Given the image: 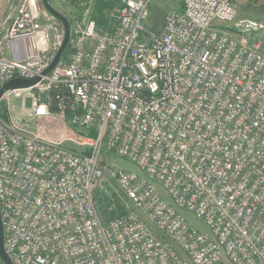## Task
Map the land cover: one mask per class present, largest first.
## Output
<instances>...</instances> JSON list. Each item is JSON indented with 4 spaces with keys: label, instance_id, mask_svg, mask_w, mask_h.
Returning <instances> with one entry per match:
<instances>
[{
    "label": "built area",
    "instance_id": "1",
    "mask_svg": "<svg viewBox=\"0 0 264 264\" xmlns=\"http://www.w3.org/2000/svg\"><path fill=\"white\" fill-rule=\"evenodd\" d=\"M49 1L70 36L45 73L63 21L43 0H0V88L39 78L0 98V209L14 264H264V53L246 35L264 24L232 25V0H180L156 33L145 25L153 0H119L107 28L96 0H60L64 11ZM104 180L117 187H107L108 221L93 194Z\"/></svg>",
    "mask_w": 264,
    "mask_h": 264
},
{
    "label": "rangeland",
    "instance_id": "2",
    "mask_svg": "<svg viewBox=\"0 0 264 264\" xmlns=\"http://www.w3.org/2000/svg\"><path fill=\"white\" fill-rule=\"evenodd\" d=\"M52 1L54 2L55 7L63 9V6L60 4L61 3L60 0H52ZM153 5H158L162 10L165 11L163 25L160 27L159 32L157 31L158 33H160L163 30L167 14L170 12V10L179 8L181 6V2H180V0H153L151 6H153ZM234 5H235V8L237 10V16H236L234 22H231L232 25L236 22H241V21H244V22L252 21V22H256L258 24H264V10L260 9V7H259L260 5H264V0H257V1L234 0ZM63 11H64V9H63ZM145 25H146V28L149 29L151 22L145 23ZM150 30H151V28H150ZM154 32H156V31H154ZM241 33L243 34V32L238 31L235 28L231 29V34H233V35L235 34L238 36ZM246 35L249 38V40L259 41L261 51L264 53V27L258 26L257 28H253L251 30V32L249 34H246ZM20 100L21 99L18 97H13V103L18 104L20 102ZM28 104H30V102H28ZM0 106H1V109H3L5 107V103L2 102ZM31 129L36 130V127L33 126ZM101 157L104 160H106L107 163H112L115 166H117L118 168H122L124 170H129V171H136L139 174H143L142 170L138 167V165L128 158L116 156L114 154H111L108 157L105 150L102 151ZM108 181H113L112 183L111 182L109 183V186L111 189L107 186L106 181L104 180V181H102V183L100 185H98L94 188L93 194H94V197L97 199V201L99 199H101V203L103 202L105 204L104 206L102 204H100L102 210L104 211L107 209L108 212L112 213L110 211V208H111V210H113V203L115 200L113 199V202H112V199H111L110 193H108L107 187L111 191L115 190L117 187H116V183L114 182V180H108ZM158 188H159L161 195L165 199H167L169 202H172V199H171V196H170L168 190L160 184L158 185ZM107 204H108V207H106ZM101 208H100V211L102 212ZM183 212H184L187 220L189 221V223L192 226L196 227L200 231H203L207 234L212 235V229L206 223V221L204 219L198 217L194 212H192L190 210H184ZM225 263L226 264H234L228 259L225 260ZM0 264H4V263H2L0 261Z\"/></svg>",
    "mask_w": 264,
    "mask_h": 264
},
{
    "label": "water",
    "instance_id": "3",
    "mask_svg": "<svg viewBox=\"0 0 264 264\" xmlns=\"http://www.w3.org/2000/svg\"><path fill=\"white\" fill-rule=\"evenodd\" d=\"M44 5L54 14L56 15L60 20L63 21L65 28H66V37L64 40V43L59 50L56 58L54 59L51 66L45 71V73H48L56 63L58 62L60 56L64 52L65 48L68 45L69 42V36H70V21L62 12L54 8L49 0H43ZM39 78L35 79H23V78H15L8 82H6L1 88H0V98L3 95V93L8 89H13L17 87H28L33 85L35 82H37ZM0 258L4 262V264H14L12 258L7 253L5 246H4V229H3V222H2V215H1V209H0Z\"/></svg>",
    "mask_w": 264,
    "mask_h": 264
},
{
    "label": "trees",
    "instance_id": "4",
    "mask_svg": "<svg viewBox=\"0 0 264 264\" xmlns=\"http://www.w3.org/2000/svg\"><path fill=\"white\" fill-rule=\"evenodd\" d=\"M232 1L234 3V0H232ZM253 1H257V0H253ZM118 2H119V0H96L95 1L96 7L94 10V17H96L100 26L107 27V28L110 27L109 22H108V18H107V12H108L109 8L113 7ZM74 4L77 5L76 3H74ZM259 7H260V9L264 10V5H260ZM179 8H182V3H181V6ZM164 13H165V11L162 10L158 5L151 6V13H150L148 20L146 21V23L151 22V25H150L151 30L159 32V29L163 25V22H164L163 21L164 20ZM97 203H98L99 209L101 208L100 204H102L103 206L105 205L103 202L101 203V199H99L97 201ZM108 204L106 207H108ZM101 210H102V208H101ZM112 215H113V213L108 212L107 209L104 211L102 210V216H103L104 221H108ZM0 261L2 263H4L1 260V258H0Z\"/></svg>",
    "mask_w": 264,
    "mask_h": 264
}]
</instances>
